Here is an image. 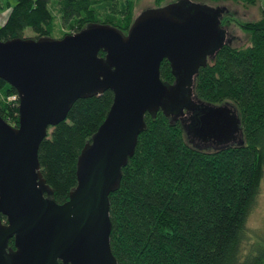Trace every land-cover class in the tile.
Returning a JSON list of instances; mask_svg holds the SVG:
<instances>
[{"label": "water", "instance_id": "obj_1", "mask_svg": "<svg viewBox=\"0 0 264 264\" xmlns=\"http://www.w3.org/2000/svg\"><path fill=\"white\" fill-rule=\"evenodd\" d=\"M222 12L182 0L140 13L126 35L96 23L58 40L0 41V81L19 99L18 126L0 118V264H117L108 199L146 115L178 121L197 151L243 146L237 110L205 105L193 91L199 70L230 42ZM164 60L173 85L160 80ZM105 92L113 94L107 118L77 158L68 201L57 205L38 149L75 102Z\"/></svg>", "mask_w": 264, "mask_h": 264}, {"label": "trees", "instance_id": "obj_2", "mask_svg": "<svg viewBox=\"0 0 264 264\" xmlns=\"http://www.w3.org/2000/svg\"><path fill=\"white\" fill-rule=\"evenodd\" d=\"M4 1L1 42L24 39L25 30H32L33 39L51 38L57 21L69 31L62 37L96 23L126 35L133 23L130 2L120 11L112 0L101 23L100 4L93 0ZM162 1L155 0V5ZM233 1L251 6L257 2ZM240 27L249 46L237 50L225 45L199 70L193 91L205 105L228 104L237 110L243 146L197 151L188 145L178 121L172 123L161 112L154 119L146 115L135 153L108 199L109 245L117 264H264V245L257 244L241 258L247 217L264 179V13L259 21ZM159 70L160 80L173 85L166 60ZM13 94L1 80L0 118L16 128L17 106L7 99ZM112 101L111 92L78 100L66 121L50 128L40 145V171L57 205L67 202L76 187L77 158L107 118ZM9 247L14 249L13 240Z\"/></svg>", "mask_w": 264, "mask_h": 264}, {"label": "rangeland", "instance_id": "obj_3", "mask_svg": "<svg viewBox=\"0 0 264 264\" xmlns=\"http://www.w3.org/2000/svg\"><path fill=\"white\" fill-rule=\"evenodd\" d=\"M99 2L98 6V22L104 23L106 15H108L107 9L108 4L112 0H93ZM182 1V0H181ZM181 1L176 0H164L159 6L155 5V0H114L115 7L122 11L126 8L127 3L130 2L133 6L132 17L133 20L139 16L140 13L150 10V9H158L160 7H165L167 5H171L174 3H178ZM191 4H198L201 6H207L211 9L219 8L223 10L222 18L220 19L221 28L227 27L226 31V41H230L229 44L235 49L246 48L249 46L248 35L241 29L240 25L245 23H255L259 21L264 13V0H256V4L254 6L246 5L242 2H234L233 0H187ZM0 3L5 8L6 2L4 0H0ZM113 4H110L111 6ZM53 16L57 17V11L52 10ZM0 15H4V12L0 10ZM111 15V14H110ZM116 18V16H115ZM226 29V28H225ZM228 32V33H227ZM23 37L25 39H31L35 35L32 30H25ZM69 33L68 30L60 28V22L57 21V27L54 31L51 39H61L62 35ZM240 140L238 139L237 142ZM234 145L236 143H233ZM197 145V144H196ZM204 149V148H203ZM214 148L211 146L210 148L205 149L204 151L211 152ZM260 191L258 193V197L256 198L254 208L248 215V219L245 225V236L244 242L241 247V258H244L250 254V250L253 247H256L257 244L264 245V179L260 183Z\"/></svg>", "mask_w": 264, "mask_h": 264}, {"label": "built area", "instance_id": "obj_4", "mask_svg": "<svg viewBox=\"0 0 264 264\" xmlns=\"http://www.w3.org/2000/svg\"><path fill=\"white\" fill-rule=\"evenodd\" d=\"M7 99H8L9 103H11V104L14 103V105L17 106V108H18L19 99H18L17 94H13L12 96L8 97Z\"/></svg>", "mask_w": 264, "mask_h": 264}, {"label": "flooded vegetation", "instance_id": "obj_5", "mask_svg": "<svg viewBox=\"0 0 264 264\" xmlns=\"http://www.w3.org/2000/svg\"><path fill=\"white\" fill-rule=\"evenodd\" d=\"M226 28V29H225ZM221 28V30L224 32V35H226L227 27ZM228 33V32H227ZM227 36V35H226Z\"/></svg>", "mask_w": 264, "mask_h": 264}]
</instances>
